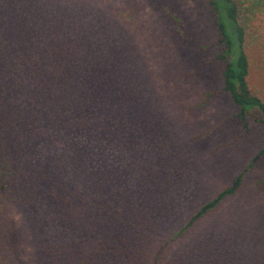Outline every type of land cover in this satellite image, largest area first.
Here are the masks:
<instances>
[{
	"label": "trees",
	"instance_id": "1",
	"mask_svg": "<svg viewBox=\"0 0 264 264\" xmlns=\"http://www.w3.org/2000/svg\"><path fill=\"white\" fill-rule=\"evenodd\" d=\"M207 1L220 88L242 131L264 127V0ZM126 11L112 13L106 0H0V192L23 167L48 177L56 234L46 264H222L221 245L191 234L235 194L264 144L185 221L159 234L151 217L156 210L162 220L161 204L176 196L173 168L163 167L168 156L157 165L144 158L135 137L144 118L152 120L144 108L154 85L128 43Z\"/></svg>",
	"mask_w": 264,
	"mask_h": 264
},
{
	"label": "rangeland",
	"instance_id": "2",
	"mask_svg": "<svg viewBox=\"0 0 264 264\" xmlns=\"http://www.w3.org/2000/svg\"><path fill=\"white\" fill-rule=\"evenodd\" d=\"M106 1L112 2L114 14L122 7L128 11V43L147 66L154 85V98L150 97L156 103L150 100V107L144 108L152 120L145 117L135 137L144 158L153 159L155 165L167 161L165 156L171 160L162 164L164 168L172 164L170 189L177 199L172 193L170 205L161 204L166 212L162 220L154 217L156 210L151 217L164 235L232 180L264 144V127L250 123L248 131H242L234 115L237 106L220 88L222 63L215 58L218 48L211 44L216 25L207 0ZM166 8L179 23L170 20ZM23 170V176L0 192V264H46L47 247L56 234L47 218L55 208L47 197L48 177ZM191 235L213 238L221 245L222 264H255L258 257L263 261L264 152L235 194L197 224Z\"/></svg>",
	"mask_w": 264,
	"mask_h": 264
}]
</instances>
